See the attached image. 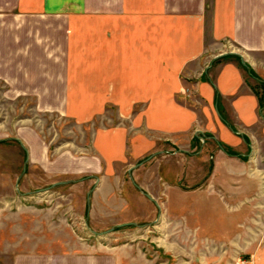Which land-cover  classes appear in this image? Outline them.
<instances>
[{"label":"crops","instance_id":"crops-1","mask_svg":"<svg viewBox=\"0 0 264 264\" xmlns=\"http://www.w3.org/2000/svg\"><path fill=\"white\" fill-rule=\"evenodd\" d=\"M188 81L210 105L196 136L211 132L208 138L219 148L206 179L187 177L188 186L199 185L189 205L181 188L171 195L174 215L195 222L200 241L217 237L223 244L230 237L228 222L215 236L212 223L204 228L197 221L240 214L228 207L232 194L252 197L260 206L255 214L264 216V0H0L3 102L27 101L37 110L84 120L82 105L95 112L107 103H132L135 95L148 101L151 88L162 89L161 96ZM19 129L22 147L31 144L29 158H35L32 152L42 150L35 146L36 129ZM82 162L86 168L97 164L88 156ZM89 176L96 177V193L105 176ZM140 187L146 201L161 209L160 195ZM216 188L222 197L213 193ZM259 244L252 264H264V241ZM37 253L19 254L14 263L119 261L93 252ZM136 258L132 252L127 264Z\"/></svg>","mask_w":264,"mask_h":264},{"label":"rangeland","instance_id":"rangeland-1","mask_svg":"<svg viewBox=\"0 0 264 264\" xmlns=\"http://www.w3.org/2000/svg\"><path fill=\"white\" fill-rule=\"evenodd\" d=\"M193 81L168 87L161 96L162 89L151 88L148 101L135 95L132 103H107L95 112L82 105L88 111L84 120L37 110L27 101L3 102L0 91V264H15L19 254L70 251L113 254L118 264H127L132 252L136 264H235L240 258L254 263L264 241V216L255 214L260 206L252 197L232 194L228 207L241 213L229 221H197L204 228L212 223L215 236L228 222L230 237L223 244L217 237L200 241L195 222L174 215L171 195L181 188L189 205L199 185L188 186L187 177L206 179L219 148L208 138L211 132L196 136L210 105ZM25 125L36 129L35 146L42 148L27 163L32 147H22L18 132ZM83 156L97 164L86 168ZM90 174L105 176L96 193ZM133 180L160 195L161 209L146 201Z\"/></svg>","mask_w":264,"mask_h":264},{"label":"water","instance_id":"water-1","mask_svg":"<svg viewBox=\"0 0 264 264\" xmlns=\"http://www.w3.org/2000/svg\"><path fill=\"white\" fill-rule=\"evenodd\" d=\"M23 147L25 148V146L23 145ZM26 149V148H25ZM27 150V149H26ZM28 160H29V154L27 155V158H26V163L28 162ZM140 164H142V162L141 163H139V165ZM26 167V166H25ZM26 169V168H25ZM66 181H61V182H59V183H65ZM56 184H58V183H55V184H53L52 186H54V185H56ZM137 185V187L139 188V189H141V187L138 185V184H136ZM49 188H46V190L45 191H47ZM36 192V191H35ZM149 196V195H148ZM89 203H90V201H89ZM115 230V227H112V228H110V229H108V230H106V231H103V232H97V231H94L95 233H97L98 235H100V234H103V233H109V232H112V231H114Z\"/></svg>","mask_w":264,"mask_h":264},{"label":"built area","instance_id":"built-area-1","mask_svg":"<svg viewBox=\"0 0 264 264\" xmlns=\"http://www.w3.org/2000/svg\"><path fill=\"white\" fill-rule=\"evenodd\" d=\"M235 264H248V260L245 258H240L235 262Z\"/></svg>","mask_w":264,"mask_h":264}]
</instances>
